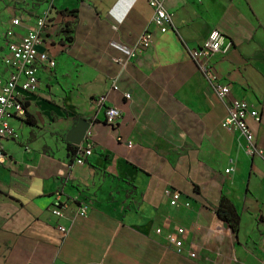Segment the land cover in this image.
I'll use <instances>...</instances> for the list:
<instances>
[{"label": "crops", "instance_id": "obj_1", "mask_svg": "<svg viewBox=\"0 0 264 264\" xmlns=\"http://www.w3.org/2000/svg\"><path fill=\"white\" fill-rule=\"evenodd\" d=\"M165 7L162 32L148 0H0V76L11 72L7 30L20 38L47 11L37 49L56 61H38V89L24 93L35 123L8 119L17 137L0 161V264H264V158L223 126L227 108L191 56L213 29L232 42L213 69L230 98L259 111L247 121L264 149V0ZM147 27L152 44L132 55ZM108 106L122 111L112 126ZM82 121L94 151L77 163L67 137ZM56 193L77 199L62 217ZM223 197L235 229L218 213Z\"/></svg>", "mask_w": 264, "mask_h": 264}, {"label": "built area", "instance_id": "obj_2", "mask_svg": "<svg viewBox=\"0 0 264 264\" xmlns=\"http://www.w3.org/2000/svg\"><path fill=\"white\" fill-rule=\"evenodd\" d=\"M153 9L152 23L156 25L160 31L166 32L173 23V14L165 7V0H148ZM18 19L15 24H18ZM54 20L49 11L37 18L36 24L38 30L26 33L21 39H15V30L11 28L9 35L13 37L8 44V55L5 63L13 69L12 74L7 78H0V161L4 158V141L9 137H17L13 129L9 126L8 118L13 116L26 117L27 110L25 108L22 92L34 91L38 86L36 61L45 62L48 66H55L54 59L47 56L46 53L39 54L36 45L41 42L39 32L42 28L53 24ZM14 24V25H15ZM152 32L147 27L140 35L132 55L137 49L149 47L152 44ZM232 47V42L228 37L221 33L218 29L211 31L206 43L192 51V58L198 63L204 78L212 87L213 91L224 103L227 108V115L222 124L229 129L239 130L244 138L248 152L251 155H260L264 158V149L259 147L255 134L250 128L247 118L254 117L261 119L259 111L253 108L245 99L230 98L231 89L228 85L219 83L218 75L214 72L212 62L218 55L226 54ZM112 89H118L116 84L112 85ZM108 93L101 96L97 100V105L103 106L108 98ZM126 98L130 99L131 94L126 93ZM122 116V112L117 107L106 108V120L113 124ZM77 162L83 163L86 156L93 153L92 133L88 132L86 141L77 146ZM180 197L179 193L172 194V204H176ZM71 207V203L64 201L60 194H56V200L53 204L52 211L57 216H63L64 211ZM81 213L88 212V206H82ZM66 231V228H62ZM158 231H161L160 229ZM178 231L182 233L183 228Z\"/></svg>", "mask_w": 264, "mask_h": 264}, {"label": "rangeland", "instance_id": "obj_3", "mask_svg": "<svg viewBox=\"0 0 264 264\" xmlns=\"http://www.w3.org/2000/svg\"><path fill=\"white\" fill-rule=\"evenodd\" d=\"M16 19H18V21H19L18 24H15V20H16ZM16 19L13 20V25L15 24V26H18V25L21 24V20H20L19 18H16ZM171 26H172V25H171ZM171 26H170V27H171ZM46 27H47V26H46ZM11 28H14V27H11ZM11 28H9V29L7 30V33H6V35H7V54L4 56V59H3L4 63H5V59L7 58V56H9V55H8V44H9V42H10L11 40H13V37H11V36L9 35V33H8L9 30H11ZM14 30H15V28H14ZM36 30H38V29H36ZM36 30H31V31H36ZM213 30H214V29H213ZM150 31H151V30H150ZM29 32H30V31H29ZM38 32H39L40 39H41V30L38 31ZM27 33H28V32H27ZM24 35H25V34H24ZM24 35H23V36H24ZM209 35H210V34H209ZM14 38H15V39H16V38H17V39H21V37L19 38V37L16 35V32H15ZM39 44H40V42L36 45V48H37V46H38ZM232 46H233V44H232ZM198 48H199V47H198ZM193 50H194V49H193ZM193 50H192V51H193ZM37 51H38V49H37ZM229 51H230V50H229ZM229 51H228V52H229ZM228 52H227V53H228ZM38 53L41 54L42 52L40 53V52L38 51ZM191 53H192V52H191ZM46 54H47V53H46ZM47 56H48V55H47ZM191 56H192V55H191ZM193 60H194V59H193ZM37 62H38V61L35 62V67L37 68V75H38V65H37ZM55 62H56V61H55ZM197 64H198V63H197ZM5 65H6L7 67H9L6 63H5ZM55 65H56V64H55ZM212 66H213V64H212ZM51 67H52V66H51ZM9 68L11 69V72H10V74H9V76H10V75L12 74L13 69H12L11 67H9ZM7 77H8V76H7ZM7 77L0 76V78H3V79H5V78H7ZM38 86H39V76H38ZM38 86H37V89H38ZM37 89H36V90H37ZM111 89H112V88H111ZM36 90H34V91H36ZM34 91H23V92H22L23 102H24L25 108H26V110H27L26 117H22V118H26V119H27V117L29 116L28 107H27V105H26V100H25V97H24V93H25V92H34ZM125 95H126V94H125ZM103 96H104V95H103ZM125 97H126V96H125ZM99 98H101V97H99ZM99 98H98V99H99ZM98 99H97V100H98ZM127 99H128V98H127ZM97 100H96V103H97ZM108 107H110V106H108ZM113 107H115V106H113ZM118 109H119V108H118ZM121 112H122V111H121ZM105 113H106V112H105ZM121 117H122V116H121ZM121 117H120V118H121ZM9 118H11V117H9ZM9 118H8V119H9ZM106 118H107V117H106ZM120 118H119V119H120ZM119 119H118V120H119ZM224 119H225V118H224ZM118 120H117V121H118ZM106 122H107V120H106ZM115 122H116V121H115ZM115 122H114V123H115ZM8 123H9V121H8ZM107 123H108V122H107ZM114 123H113V124H114ZM108 124L111 125V126L113 125V124H110V123H108ZM9 126H10V124H9ZM10 127H11V126H10ZM11 128H12V127H11ZM12 129H13V128H12ZM13 131L15 132L14 129H13ZM88 132H90V131H87V132L85 133L82 143H84V142L86 141V138H87V134H88ZM15 134L17 135L16 132H15ZM9 138H14V137H9ZM15 138H16V137H15ZM92 138H93V137H92ZM7 139H8V138H7ZM7 139H6V140H7ZM82 143H81V144H82ZM75 146H79V145H75ZM93 147H94V140H93ZM3 151H4V156H5V141H4V150H3ZM93 151H94V149H93ZM92 154H93V153H92ZM75 156H76V155H75ZM90 156H91V155H90ZM87 157H89V156H86V157H85L83 163H85ZM76 160H77V157H76ZM76 162H77V161H76ZM77 163H78V162H77ZM56 194H60V195L62 196V193H56ZM173 194H174V193H173ZM62 198H63V196H62ZM55 200H56V195H55V199H54V201H53V204H54ZM63 200H64V201H67V200H68V202L71 203V207H73L72 205H73V203L75 202V200H77V199H75V200H73V199H72V200H69V199H65V198H63ZM171 200H172V196H171ZM53 204L51 205V211H52ZM171 204H172V203H171ZM172 205H175V204H172ZM82 206H87V205H85V204L80 205L78 211L81 210V207H82ZM71 207H70L69 209H71ZM67 210H68V209H67ZM88 211H89V208H88ZM65 212H66V210L64 211V214H65ZM52 213H53V211H52ZM87 213H88V212H87ZM53 214H54V213H53ZM54 215H55V214H54ZM55 216H57V215H55ZM63 216H64V215H63ZM57 217H62V216H57ZM62 228H63V226L61 227V229H62ZM64 228H66V227H64ZM62 230H63V229H62ZM67 231H68L67 228H66V231L63 230L64 233H66Z\"/></svg>", "mask_w": 264, "mask_h": 264}, {"label": "trees", "instance_id": "obj_4", "mask_svg": "<svg viewBox=\"0 0 264 264\" xmlns=\"http://www.w3.org/2000/svg\"><path fill=\"white\" fill-rule=\"evenodd\" d=\"M26 120L30 124L35 123V119L30 115L27 117ZM69 145L72 146L71 144H69ZM77 149H78L77 146H74L73 152L75 155L77 153ZM218 213L221 216V218L229 221L234 229L237 228V226L239 224V218H240L239 214H238L236 208L234 207V205L226 197L222 198L221 204H220L219 209H218Z\"/></svg>", "mask_w": 264, "mask_h": 264}, {"label": "water", "instance_id": "obj_5", "mask_svg": "<svg viewBox=\"0 0 264 264\" xmlns=\"http://www.w3.org/2000/svg\"><path fill=\"white\" fill-rule=\"evenodd\" d=\"M87 128V121H82L76 128L72 130V132L67 137V140L74 145H80L83 141Z\"/></svg>", "mask_w": 264, "mask_h": 264}]
</instances>
